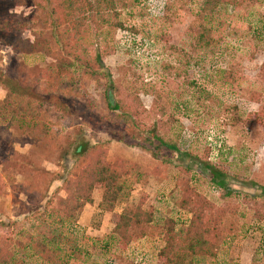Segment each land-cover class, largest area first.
Wrapping results in <instances>:
<instances>
[{
  "label": "rangeland",
  "instance_id": "rangeland-1",
  "mask_svg": "<svg viewBox=\"0 0 264 264\" xmlns=\"http://www.w3.org/2000/svg\"><path fill=\"white\" fill-rule=\"evenodd\" d=\"M38 1L0 0V239L11 242L10 251L28 264L39 263L29 246L22 250L16 243L21 229L32 232L30 225L37 223L21 218L43 214L63 138L81 127L105 143L109 161L123 159L130 175L112 212L102 208L97 189L76 221L65 224L73 242L65 250L80 254L76 264H157L158 227L167 216L177 227L189 222L191 214L179 202L192 188L211 203L209 220L224 236L216 256L197 264H264V198L250 186H264V0L221 9L211 21L215 44L208 50L196 44L207 25L202 0H113L114 10L86 13L79 51L65 46V26L51 25ZM85 61L95 67L101 61L103 69L90 76ZM50 68L72 73L73 118L46 97ZM110 82L128 106L130 125L143 133L139 138L135 129H125L123 136L140 141L153 131L188 154L190 171L177 154L166 151L156 159L113 140L102 122L88 123L99 119ZM43 97L50 101L38 106ZM29 98L44 123L57 129L50 145L9 125L13 100ZM206 164L231 178L228 194L209 182L201 170ZM28 182L35 189L25 195L19 185ZM140 202L154 209L152 235L124 252L106 249L115 215ZM12 221L15 227L5 226Z\"/></svg>",
  "mask_w": 264,
  "mask_h": 264
},
{
  "label": "trees",
  "instance_id": "trees-1",
  "mask_svg": "<svg viewBox=\"0 0 264 264\" xmlns=\"http://www.w3.org/2000/svg\"><path fill=\"white\" fill-rule=\"evenodd\" d=\"M184 1L189 3L193 0ZM38 2V8L45 12L51 25L65 26V46L74 45L76 51H79L77 43L82 37L83 27L87 21L86 13L92 10L99 13L115 9L113 0H40ZM244 2L247 0H202L201 14L207 25L201 26L196 40L197 46L203 50L210 49L215 44L211 21L215 20L221 9L237 8ZM115 26L122 28L120 23H116ZM84 66L91 72L90 76H94L98 69H103L101 61L96 65L97 67L89 61H85ZM45 80L52 86L46 97L49 96L50 100L55 98L54 102H57L58 106L67 108L65 111L62 110V113L71 118L74 114L76 116L75 108L70 103V88L74 83L72 73L50 68L47 69ZM108 84L109 87H106L102 96L103 110L99 113V119L95 121L91 118L89 119L91 122L88 123H95L97 126L102 122L101 125L105 127L113 140L141 148L156 159L162 158V153L166 151L177 154L180 165H183L186 171H190L192 166L186 160L188 154L179 151L174 144L165 142L153 131L147 132V137L140 141H129L127 136H123L125 129H135L139 138L143 133L137 127L130 125V116L127 115L128 106L116 96L118 90L114 88V85L111 82ZM28 94L31 93L28 92ZM45 98H38L37 105L50 101ZM13 101L15 105L10 112L9 125L17 126L20 130L27 132L37 142L52 144L57 129L52 126V123L46 124L40 118L36 100L29 98ZM110 112L114 117H109ZM116 124L123 129H118ZM113 126H116L117 130H114ZM76 129L73 136L68 133L63 138L66 145L59 148L55 164L57 169L51 173L47 193H44L42 199L43 214L37 216L36 213H31L21 218V222L31 219L37 221L36 224L30 225L32 232L21 229L16 243L22 250H26L29 246L39 260L38 264H76L80 254L68 253L65 250L66 244L73 243L64 234L65 224L76 221L85 205L92 203V193L97 189L101 191L102 208L112 212L124 192L125 180L130 175V170L123 159L108 160V151L103 141L97 140L94 135L88 134L81 127ZM73 170H76L75 173ZM201 170L207 174L209 182L214 187L227 194L230 192L231 178L225 172L210 164L204 165ZM19 186L25 195H29L35 189L30 182ZM250 186L259 191V194L255 196L264 198V186L254 183ZM243 187L246 185L243 184ZM62 193L63 196L60 195ZM189 194L190 196L179 202L180 208L191 214L189 222L177 227L176 221L167 216L158 227L162 247L156 257L157 264H197L203 259L215 257L216 252L220 250L224 236L219 225H213L209 220L211 203L193 188L190 189ZM153 220L154 209L143 208V202L134 209L115 215L114 227L109 241L105 243V248L124 252L132 243L150 237ZM4 224L8 228L16 225L15 221L4 222ZM22 239L26 243H22ZM10 244V241L0 239V264H28L10 251Z\"/></svg>",
  "mask_w": 264,
  "mask_h": 264
}]
</instances>
